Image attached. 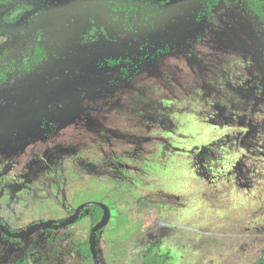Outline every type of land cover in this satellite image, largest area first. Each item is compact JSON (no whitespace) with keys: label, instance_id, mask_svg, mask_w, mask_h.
Here are the masks:
<instances>
[{"label":"rangeland","instance_id":"1","mask_svg":"<svg viewBox=\"0 0 264 264\" xmlns=\"http://www.w3.org/2000/svg\"><path fill=\"white\" fill-rule=\"evenodd\" d=\"M38 4L0 0V65L10 73L0 84V149L12 147L0 162V221L11 233L0 228V264H95L92 217L30 231L63 224L90 203L111 210L96 240L100 264L151 255L164 264H264V36L247 3L232 0L216 15L186 9L177 20L198 25L186 46L133 76L116 66L134 30L104 33L117 4L106 12L58 0L47 4L54 16L35 23L46 10ZM155 27L157 39L164 24ZM38 45L49 50L38 54L45 62L32 52ZM116 69L123 80L110 81ZM64 73L68 84L48 92ZM62 95L72 100L69 116L36 109L35 100L46 106ZM47 118L70 136L15 150Z\"/></svg>","mask_w":264,"mask_h":264},{"label":"flooded vegetation","instance_id":"2","mask_svg":"<svg viewBox=\"0 0 264 264\" xmlns=\"http://www.w3.org/2000/svg\"><path fill=\"white\" fill-rule=\"evenodd\" d=\"M35 1H37L39 3L38 6H40L41 9H43L45 7L46 10L44 12H35V15L30 19L32 22L39 23V22L44 21L45 19L49 20V18L54 16L55 11L47 9L48 8L47 4H50L52 2L57 3L58 0H35ZM179 1H181V0H99V1L98 0H75V2H77L79 5H83V6H85L91 2H94L95 6H97L99 9L106 10V12H108L107 7L109 5H112L113 3L118 5V10L116 12H114V16H118L117 21H110V22L105 23L104 33L106 34L107 38L109 39V38L114 37V36L117 37L116 35H119V34L121 35V33L124 30L129 32L132 29V30H134L133 32H135L134 33L135 36H137L136 39L126 38L127 39L126 45L131 44L130 45L131 49L127 50L122 55L123 57L120 59L119 64L116 66V67H118V66L123 65L121 68H122V72L125 76L128 73L131 76H133L135 74H138V73H141L144 71L149 72L151 70V68L154 67V66H151L152 65L151 63H155V61L159 60L161 57H164L165 55H167L170 52L178 53V51H180L181 48L186 46V44H187L186 40H188L192 36L193 30L198 26L197 22L194 20L191 21L188 25L186 22L182 23V20H177L180 18V15L186 9H188V8L195 9V8H199V7H206V8L210 9L211 15H216V13H214V10L218 11V10L223 9L226 6V4L230 3L232 0L224 2V6L220 9L216 8L217 5L219 4L220 0H206V1H202L200 4H197L194 6L188 5V6H184V7L183 6L177 7L175 9H172L171 11L166 12L168 4L173 3V2H179ZM243 1L247 3L246 4L247 7L245 10L246 16L249 19L250 18L252 19L251 22H256V24H259V26L257 28L260 32H262V35L264 36V33H263L264 32V3L261 5L262 7L259 10L260 14H256L255 11L253 10V8H250V6H248L249 3L247 2V0H243ZM258 1L264 2V0H258ZM66 5H67V9H64V7ZM61 8H62L63 13L69 12V15L72 14V12L69 10L70 5H68L67 3H63L61 5ZM92 8H93V6H90L87 9L92 10ZM105 17H107V15H105V16L101 15L100 19H105ZM139 23H142V24H139ZM171 23H174L176 26L175 27L172 26ZM157 24L158 25L164 24L163 32L165 34L161 30H159L160 32H162L161 34H159V35H161V37L159 36L156 39L155 36H156L157 32L155 30L156 29L155 26ZM168 24L172 27L170 28V26ZM167 28H170V29L168 30ZM47 30L48 29H45V30L43 29L40 32H46ZM48 34H50V33H48ZM57 34L60 35L59 32H57ZM63 35H64V31H62L61 37H63ZM142 38L148 41V45L143 46L139 42V40H141ZM109 44H111V43H109ZM80 47H84V45H82ZM48 51L49 50H46V48H44V45H40V46L38 45V46H34L32 52L37 53V57L39 59V62L40 61L45 62L46 60L38 54L42 55L43 52L48 53ZM152 59H154V61H152ZM89 62H93V60L87 61V63H89ZM124 64H126L127 66ZM124 66H125V69H124L125 71H123ZM109 69H115V68L112 67ZM116 70L118 72L117 76L116 77L109 76L108 79H110V81H112L113 79L114 80L115 79L123 80L121 77H123L124 75L118 69H116ZM9 74H10L9 70L6 69V67H2L0 65V84L8 81ZM63 75H64L63 78L58 77V78L53 80L52 88H50L48 92H51L53 89H58L61 85L65 84V83L68 84L69 77L65 76V75H67L66 73H64ZM105 83L110 84L113 88H116L117 90H119V87L121 88L123 85V83H121L122 85L120 84L119 86H116L115 84H113L111 82H107L106 80H105ZM45 88H47V86H45ZM5 91H7V90H5ZM9 92L13 95H19V96H24L23 95L24 92L28 93L27 91L21 92L19 89H16V90L12 89ZM45 92H47V91H45ZM7 93H8V91L3 93L5 98L6 97L9 98V96H7ZM28 94H30V93H28ZM35 102L37 104L36 105L37 108L35 106H32V103H27L29 105L25 104V106L29 107V108H31V107L36 108L39 111H43L42 108H47V110H48V108H51L52 112H55V113L60 112L61 114L65 113V114H68V116L71 114V111H72V108H71L72 100L70 99V97L68 98V97H65L63 95L59 96L58 98H54V99L50 100L46 106H44V105L38 106L39 105V99L35 100ZM69 105H70V107L67 108ZM79 112H81V111H79ZM85 114L86 113H83L84 116H86V117L89 116V115H85ZM44 119H46V117ZM48 121H49L48 118H47V120H43V122H41V124H40V129L38 128L36 130V132L33 133L32 137H28L26 140H24V141L22 140V142H20L19 139H15L18 142H20V145L18 147H14L15 150L23 149V148H21V146L24 144V142H26V144H31L37 139H39L40 142H45L46 139H49V141H54V140L63 138L65 136V134L69 135L67 129L62 127L61 123L59 125H57V124H54V123L49 121L51 123V126L50 127L48 126L45 129V127L43 126L44 122H48ZM75 121H76V119H74V123H75ZM89 121H91V118L89 119ZM84 122H86V121H83V123ZM74 123H71L69 126L71 127V125ZM63 131L65 132V134ZM84 132H85V130H83V133ZM43 133H45L44 138H38L40 136V134H43ZM33 136H35V138H33ZM71 138H72V136H71ZM11 148L12 147H9V145L6 148L1 147V149H0V156H1L0 162H3L4 160H8L7 158H4V157L2 158V155H3V153L8 152ZM23 150L26 151L25 149H23ZM90 206H97V205H90ZM90 206H87V207H90ZM87 207H85L81 211V213L79 215V219L83 220V219H86L88 217H92V221L94 222V218H93L92 214L90 215V211L85 212ZM109 210H110V208H109ZM77 211H76V213H77ZM110 214H111V210H110ZM74 215H72V216H74ZM72 216H70V217H72ZM104 216H105V213L102 216V219H100L97 223H94V227L97 226L103 220ZM110 217H111V215H110ZM0 223H1V221H0ZM42 223L49 224L48 222L37 223V224L33 225L32 227H30V229L33 228L34 226L42 224ZM1 224L3 227L0 226V228L3 231H4V229L9 231L3 223H1ZM74 224H72V225H74ZM94 227H93V229H94ZM104 228H101L96 233V240H97V236L99 237L101 235L102 229H104ZM4 233H5V231H4ZM9 233H10V231H9ZM9 236H11V235H9ZM96 251H97V248H96Z\"/></svg>","mask_w":264,"mask_h":264},{"label":"water","instance_id":"3","mask_svg":"<svg viewBox=\"0 0 264 264\" xmlns=\"http://www.w3.org/2000/svg\"><path fill=\"white\" fill-rule=\"evenodd\" d=\"M202 1H206V0H181L179 2H173V3L168 4L166 12L171 11L172 9H175L177 7H182V6L184 7V6H188V5H193L194 6V5L200 4ZM226 1H229V0H220V2H219V4L217 5L216 8L217 9L222 8L224 6V2H226ZM90 205H97V206L102 207V209L104 210V213H105V216H104L103 220L97 226L94 227V229H93V231L91 233V236H90V249H91V252H92V255H93V259H94L95 264H99L98 255H97V251H96V233L101 228H104L106 226V224L108 223V221L110 219V215H111L109 208L107 206L103 205V204L90 203V204H87V205H83V206H81L78 209L77 213L74 216H72L69 219H67L63 224L52 226L51 224L42 223V224L34 226L33 228L30 229V231L31 232H36L38 230L48 229V228L65 229L66 227H69L70 225L74 224L79 219V215H80L81 211L85 207L90 206ZM0 226L3 227L1 223H0ZM4 231H5V233L7 235H11L9 233V231H7L6 229H4ZM28 236H29L28 233H23L21 235H17V234L12 235V237L15 238V239H23V238L28 237Z\"/></svg>","mask_w":264,"mask_h":264},{"label":"trees","instance_id":"4","mask_svg":"<svg viewBox=\"0 0 264 264\" xmlns=\"http://www.w3.org/2000/svg\"><path fill=\"white\" fill-rule=\"evenodd\" d=\"M249 3L248 6L250 8H253L256 14H260L259 10L262 7L261 5L264 3L263 1L258 0H247ZM90 211V215L92 214L94 218V223H97L100 219H102V216L104 215V211L99 206H90L87 207L85 212ZM97 240H99V237L97 236ZM98 250H99V244H97ZM165 258L164 256H147L145 257L140 263L138 264H164Z\"/></svg>","mask_w":264,"mask_h":264},{"label":"bare ground","instance_id":"5","mask_svg":"<svg viewBox=\"0 0 264 264\" xmlns=\"http://www.w3.org/2000/svg\"><path fill=\"white\" fill-rule=\"evenodd\" d=\"M64 9H67V5L64 7Z\"/></svg>","mask_w":264,"mask_h":264}]
</instances>
